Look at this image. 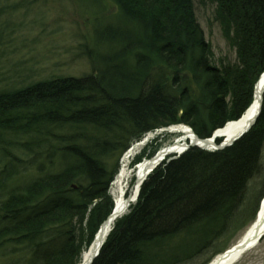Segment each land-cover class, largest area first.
<instances>
[{"label":"trees","instance_id":"1","mask_svg":"<svg viewBox=\"0 0 264 264\" xmlns=\"http://www.w3.org/2000/svg\"><path fill=\"white\" fill-rule=\"evenodd\" d=\"M112 2L119 24L97 28L92 74L0 89V264H80L112 214V182L133 144L172 125L209 139L253 104L264 74V0H200L215 6L237 50V64L220 67L195 0ZM263 151L264 103L233 147L193 148L154 170L94 264L218 255L255 221L246 204Z\"/></svg>","mask_w":264,"mask_h":264},{"label":"rangeland","instance_id":"2","mask_svg":"<svg viewBox=\"0 0 264 264\" xmlns=\"http://www.w3.org/2000/svg\"><path fill=\"white\" fill-rule=\"evenodd\" d=\"M98 1L102 3L100 6L92 1L94 6L91 7V4L77 0H0V89H21L54 78H84L92 74L93 67L87 51L94 49L97 28L119 24L115 2ZM195 6L197 20L211 46L215 65L220 67L223 62L237 64V50L231 47L215 19V6L203 5L200 0H195ZM173 126L183 125H172L146 135L150 136L152 142L143 149L142 155L151 157L152 152L156 154L163 146L172 144L175 135L171 136L167 131ZM262 156L264 166V151ZM135 160L131 169L135 168ZM31 177H35L33 171L25 176L24 181ZM249 188L246 207L258 213L261 204L259 198L264 192V171L250 182ZM245 221L247 225L254 222ZM249 227L231 236L229 244L220 246V253L212 259L210 253L189 264L210 263L239 244ZM237 264H264V238L258 247L245 254Z\"/></svg>","mask_w":264,"mask_h":264},{"label":"bare ground","instance_id":"3","mask_svg":"<svg viewBox=\"0 0 264 264\" xmlns=\"http://www.w3.org/2000/svg\"><path fill=\"white\" fill-rule=\"evenodd\" d=\"M261 95L257 94L256 98L254 99V105L253 107L247 112L246 118L236 124H229L226 126L225 129H221L220 132L216 134L217 139L223 138H229L234 139L237 137V134L244 129V127L247 126L251 120H253L260 108H261ZM168 134L171 136L175 135V141L172 144L163 146L160 151H158L156 154L152 155V157L147 158L144 157L142 159V162L138 163L135 168L131 169V166L134 162V160L142 155L143 149L147 147L151 142L152 139L149 137L146 138V141L143 140L141 143L134 144L132 147L126 152L121 159V167L118 171V175L116 176L115 180L113 181V188L111 189V195L114 200V211H116V215H118L117 219H115L111 224H107L104 229H102L101 233H97L99 242L97 246L94 249H98V246H100L101 243L105 242L106 239H108L109 234L113 231L115 223L123 218L128 212L129 209L136 204L141 189L145 183V181L149 178L150 175L153 174L154 170L161 165L166 159L178 156L181 154L184 150L188 149L190 146H198L202 149H208L209 151L213 150L216 147V142H214V147L212 142L208 143H201L197 141V138L191 131L189 127L183 126H173L171 129H169ZM214 140V141H215ZM145 141V142H144ZM264 209V204H263ZM113 213V212H112ZM264 215V210H263ZM262 225L258 228L259 230H263L264 227V218L262 219ZM96 235V236H97ZM95 236V240H96ZM94 240V242H95ZM259 246V245H258ZM256 246V247H258ZM255 247V248H256ZM253 248V249H255ZM250 250L248 252H245L241 257L238 258V255L236 254H229L226 251L225 253L219 255L216 259H214L210 264H237L242 257L250 253ZM89 251L85 252L84 257L82 258V262L80 264H88L89 259Z\"/></svg>","mask_w":264,"mask_h":264},{"label":"water","instance_id":"4","mask_svg":"<svg viewBox=\"0 0 264 264\" xmlns=\"http://www.w3.org/2000/svg\"><path fill=\"white\" fill-rule=\"evenodd\" d=\"M254 92H255V97L257 96V94L261 95V102L260 103H261V107H262V105H263V96H264V75L261 76V78L259 79V82L256 84V87H255V91ZM252 107L253 106H251V108ZM260 115H261V108H260L257 116L253 120H251V122H249L247 124V126L244 127V129H242L237 134V137H235L234 139L224 138V141L220 145H216V147L213 150H211V152L224 151V150H227V148L233 147V145L236 144L237 141H239L242 138H244L246 136V134H248V132L254 126H256V123H257L258 118L260 117ZM246 116H247V113H246V115L240 121H238L236 123H239V122L243 121L246 118ZM236 123H231V124H236ZM229 124H227V126ZM191 131L193 132L192 129H191ZM220 131L221 130L216 131L215 134L212 136L211 139H205V140H201L199 137H197V135L195 134V132H193V134L197 138V141H199L201 143H204V144L205 143H208V142H212L213 143V147H214V145H215L214 142H216V140H218L217 139L218 137H216V134L218 132H220ZM221 138H223V137H221ZM195 147L200 148V147H198L196 145L195 146H190V147H188V149L184 150L177 157H174V159H177L178 157L183 156L184 153H186L191 148H195ZM200 149H202V148H200ZM202 150L209 151L208 149H206V150L205 149H202ZM174 159H171L170 161H174ZM263 204H264V200L261 203L260 211H259V213L257 215V218H256L257 221L252 225V228L245 235V237L243 239H241L240 243L237 244L235 247H233L231 249V251L228 252L230 255L231 254H236V255H238V258L241 257L246 251H249V250L253 249L255 246H257L259 244L260 240L263 238V236H264V227L262 228L263 230H259L258 229L262 225V222H263L262 219L264 218V215H263V210H264L263 209ZM116 214H118V213H116V211H113L111 217L104 224H102V228L99 231V234L101 233L102 229H104V227L107 224H111L115 219H117V217H118L119 214L118 215H116ZM99 234L96 236V240L92 244V246L90 248V251L88 252L90 254L89 255V259H88V264H94V262L100 256V253H101V251L103 249L102 247H103V245H104L105 242L101 243L100 246H98V249H94L97 246L98 242H99V239H98Z\"/></svg>","mask_w":264,"mask_h":264}]
</instances>
